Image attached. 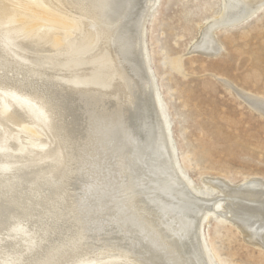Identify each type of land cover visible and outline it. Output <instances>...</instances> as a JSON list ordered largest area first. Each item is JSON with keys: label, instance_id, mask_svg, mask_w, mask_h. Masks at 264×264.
<instances>
[{"label": "bare ground", "instance_id": "1", "mask_svg": "<svg viewBox=\"0 0 264 264\" xmlns=\"http://www.w3.org/2000/svg\"><path fill=\"white\" fill-rule=\"evenodd\" d=\"M157 1L0 0V264H223L215 215L264 248V175L205 177L214 196L178 156L145 42ZM221 2L196 49L264 6Z\"/></svg>", "mask_w": 264, "mask_h": 264}, {"label": "rangeland", "instance_id": "2", "mask_svg": "<svg viewBox=\"0 0 264 264\" xmlns=\"http://www.w3.org/2000/svg\"><path fill=\"white\" fill-rule=\"evenodd\" d=\"M221 6V0H158L145 22L148 64L173 144L179 158L189 153L188 174L214 196L217 191L205 185V177L238 184L253 174L264 175V115L239 95L264 96V6L245 20L217 28L218 52L196 49L200 27ZM217 217L205 223L204 231L206 239L210 232L223 264H264V248Z\"/></svg>", "mask_w": 264, "mask_h": 264}]
</instances>
